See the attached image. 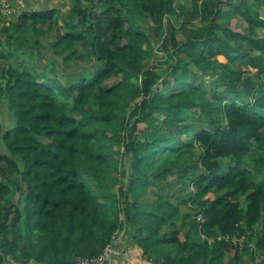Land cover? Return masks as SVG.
Returning <instances> with one entry per match:
<instances>
[{"label":"trees","instance_id":"obj_1","mask_svg":"<svg viewBox=\"0 0 264 264\" xmlns=\"http://www.w3.org/2000/svg\"><path fill=\"white\" fill-rule=\"evenodd\" d=\"M17 2L0 0V264H79L123 232L150 264H244L223 236L264 264V0H190L183 15L178 0H74L71 19ZM28 33L93 67L53 78L26 60ZM178 201L201 216L185 238Z\"/></svg>","mask_w":264,"mask_h":264},{"label":"rangeland","instance_id":"obj_2","mask_svg":"<svg viewBox=\"0 0 264 264\" xmlns=\"http://www.w3.org/2000/svg\"><path fill=\"white\" fill-rule=\"evenodd\" d=\"M189 1L190 0H178V2L176 3V6L178 8V12H180V14H185L184 11L187 8H190L189 5ZM10 4L4 3V6L2 7L3 12H4V18L6 19V22H8L11 18H13V13H11L9 11V9H11V7L9 6ZM82 6L83 7H87V8H91V4L90 1H83L82 2ZM225 9H228V5H224L223 6ZM12 10H14V8H12ZM11 10V11H12ZM18 11V10H15ZM184 18L180 17V18H174L171 19L170 21L166 22V26L164 27V29H166V33L171 32L173 30H175L176 34L178 37L181 36V31L183 28H180L181 25V21ZM60 26H62L63 22L62 20L59 22ZM163 28L160 27H156L155 26V34L157 37V40L160 41V37H158L159 34L162 33V30H164ZM64 31V30H61ZM155 34L153 35V38L155 36ZM28 50H29V55L26 56V60H28V62L32 65H34L35 68L42 70V71H46L48 72L53 78H58V79H65L67 81H74L78 76H80L81 74H84V72L86 71V69H91L93 67L92 64L89 63L88 66L83 64V61L79 58H74L73 61H71V65H67L65 66V64H62L61 61L57 58V56H55L53 54V50H52V46L55 43L56 39H48V38H42L40 39V41H36L32 35L30 33H28ZM159 43V42H158ZM149 48H152L151 46ZM153 50H155V48H152ZM160 53V52H158ZM162 54V53H161ZM84 60H86L87 58H83ZM87 62V61H86ZM191 67L193 68V70H196L197 68L194 65H191ZM2 68V61H0V69ZM243 68H248L246 66V64H243ZM159 72L163 73V67H160ZM190 72H187V75L190 76ZM215 79L214 77H206L207 81H211ZM115 80L110 81L108 83V85H111L112 83H114ZM223 81V80H222ZM9 109H8V105L6 104V102H3L1 104V111H0V118L2 120L3 125L5 126L4 128H6V126H9L11 121H12V115L9 113ZM141 126H144L143 124ZM195 129V128H194ZM193 129V130H194ZM253 157L257 158L259 152L254 148L253 151ZM200 155V152L198 151V149H196V159H198ZM226 162V161H225ZM195 163L194 162H190L187 167L190 169V175L192 177H194V175H196L198 173L197 169H194ZM176 173L175 176L179 175L182 176L183 175V179L184 180H180L178 181V183H175L173 186L170 187V192L172 194H174L175 198H179L180 200L187 201L190 199V196L193 195V186L192 184L190 185L189 178L185 179L186 175L185 174V170H182V166H179L177 168L173 169ZM188 176V175H187ZM190 176V177H191ZM189 183L190 186L187 185V183ZM152 192H155L158 196L162 195L165 196L164 192H160L158 189L153 188ZM244 201V198L242 199ZM181 201V202H182ZM178 203L180 204V210L182 215L178 218H176V223L178 224V226L182 229V238H185V235L190 232V230L194 227L193 225H195L196 220L200 221V215L197 218V215L194 211L189 210V208L184 204V203ZM193 226V227H192ZM248 234H250V232L248 231ZM245 239V238H244ZM120 240V241H119ZM118 241L119 243H121L123 240H121L120 237H118ZM212 241V240H210ZM256 241H252L250 242V246L254 247ZM249 245L243 243L241 245V249H243V255H244V264H262L259 260H255V254L251 252V250L249 249V253L248 251H245L246 248H248ZM226 264L230 263L229 261V257L226 259ZM231 261V260H230Z\"/></svg>","mask_w":264,"mask_h":264},{"label":"crops","instance_id":"obj_3","mask_svg":"<svg viewBox=\"0 0 264 264\" xmlns=\"http://www.w3.org/2000/svg\"><path fill=\"white\" fill-rule=\"evenodd\" d=\"M73 1L74 0H18L15 4V8L18 10L17 12L25 10L44 11L57 8L61 16L71 19L74 18L72 12ZM119 237L121 240L126 241L123 235L120 234ZM121 243H118V248L122 253L119 256L113 257V260L107 264H150L147 259L143 258L140 251L137 250V245H133L129 241L127 245Z\"/></svg>","mask_w":264,"mask_h":264},{"label":"built area","instance_id":"obj_4","mask_svg":"<svg viewBox=\"0 0 264 264\" xmlns=\"http://www.w3.org/2000/svg\"><path fill=\"white\" fill-rule=\"evenodd\" d=\"M123 234L124 232L121 235ZM118 237L116 238L114 243H111L107 246V248L104 250L101 256L94 258V259L81 260L79 264H107V263H110L113 260V257L118 256L122 253L121 250L118 248V243H119ZM222 238L227 239V240H233V243L235 244L240 243L242 245L244 243L243 238L238 239V238H233L230 236H223V237H219L218 239L220 240Z\"/></svg>","mask_w":264,"mask_h":264},{"label":"water","instance_id":"obj_5","mask_svg":"<svg viewBox=\"0 0 264 264\" xmlns=\"http://www.w3.org/2000/svg\"><path fill=\"white\" fill-rule=\"evenodd\" d=\"M32 264H39V263H32Z\"/></svg>","mask_w":264,"mask_h":264}]
</instances>
